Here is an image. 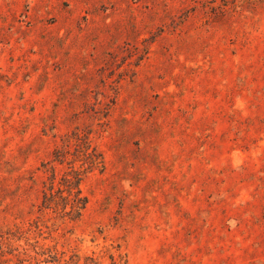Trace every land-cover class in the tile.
Wrapping results in <instances>:
<instances>
[{"label": "rangeland", "instance_id": "obj_1", "mask_svg": "<svg viewBox=\"0 0 264 264\" xmlns=\"http://www.w3.org/2000/svg\"><path fill=\"white\" fill-rule=\"evenodd\" d=\"M0 264H264V0H0Z\"/></svg>", "mask_w": 264, "mask_h": 264}]
</instances>
